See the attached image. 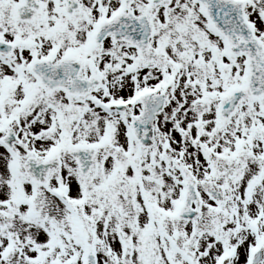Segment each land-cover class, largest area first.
Masks as SVG:
<instances>
[{
	"label": "snow or ice",
	"instance_id": "1",
	"mask_svg": "<svg viewBox=\"0 0 264 264\" xmlns=\"http://www.w3.org/2000/svg\"><path fill=\"white\" fill-rule=\"evenodd\" d=\"M0 264H264V0H0Z\"/></svg>",
	"mask_w": 264,
	"mask_h": 264
}]
</instances>
